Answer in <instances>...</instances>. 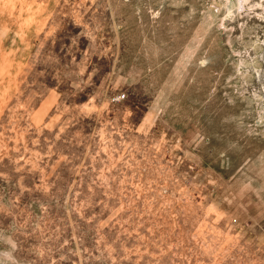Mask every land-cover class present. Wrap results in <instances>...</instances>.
I'll return each instance as SVG.
<instances>
[{
    "label": "rangeland",
    "instance_id": "obj_1",
    "mask_svg": "<svg viewBox=\"0 0 264 264\" xmlns=\"http://www.w3.org/2000/svg\"><path fill=\"white\" fill-rule=\"evenodd\" d=\"M0 264H264V0H0Z\"/></svg>",
    "mask_w": 264,
    "mask_h": 264
}]
</instances>
